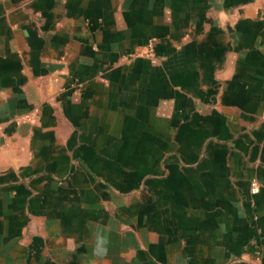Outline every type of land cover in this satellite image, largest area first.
Instances as JSON below:
<instances>
[{"label": "crops", "instance_id": "obj_1", "mask_svg": "<svg viewBox=\"0 0 264 264\" xmlns=\"http://www.w3.org/2000/svg\"><path fill=\"white\" fill-rule=\"evenodd\" d=\"M0 264H264V0H0Z\"/></svg>", "mask_w": 264, "mask_h": 264}, {"label": "built area", "instance_id": "obj_2", "mask_svg": "<svg viewBox=\"0 0 264 264\" xmlns=\"http://www.w3.org/2000/svg\"><path fill=\"white\" fill-rule=\"evenodd\" d=\"M257 190V182L255 180H252L250 183V191L255 192Z\"/></svg>", "mask_w": 264, "mask_h": 264}]
</instances>
